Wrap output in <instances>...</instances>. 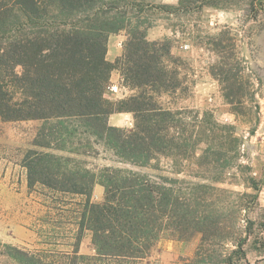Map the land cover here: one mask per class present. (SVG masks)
<instances>
[{"label": "trees", "instance_id": "trees-1", "mask_svg": "<svg viewBox=\"0 0 264 264\" xmlns=\"http://www.w3.org/2000/svg\"><path fill=\"white\" fill-rule=\"evenodd\" d=\"M201 4L210 6L207 0ZM176 10L158 0H0V119L43 123L34 146L46 151L30 150L24 160L30 190L40 186L53 201L62 195L66 205L80 198L70 212L78 243L64 255L67 261L1 242L0 260L139 264L163 239L187 241L201 234L200 251L209 238L222 234L226 221L236 225L235 203L226 209L218 198L238 193L208 183H225L227 174L242 167L248 175L245 186L259 190L251 168L238 165L240 141L234 128L159 102L180 86L178 71L170 69L178 59L168 41L148 39L152 23L147 18ZM121 32L127 37L123 55L109 62V38ZM114 71L124 87L135 91L132 96L106 97ZM116 113L132 114L134 127L111 126ZM97 146L111 151L123 167L106 166L98 174L86 167L78 157L98 155ZM163 159L171 164L173 177L162 174ZM192 166L197 170L190 176L199 181L176 177ZM97 184L104 188L101 203L92 201ZM86 233L91 234L92 256L79 252ZM226 264L236 263L230 257Z\"/></svg>", "mask_w": 264, "mask_h": 264}, {"label": "rangeland", "instance_id": "rangeland-1", "mask_svg": "<svg viewBox=\"0 0 264 264\" xmlns=\"http://www.w3.org/2000/svg\"><path fill=\"white\" fill-rule=\"evenodd\" d=\"M201 1L170 4L158 0L178 10L172 14L152 12L147 18L152 23L148 39L168 41L178 59L170 69L178 71L180 86L160 97L159 102L171 110H193L201 118L232 126L240 141L238 165L251 168L259 190L245 186L248 175L242 167L230 170L233 174H227L225 183L208 182L228 193H238L235 197L223 193L218 198L226 209L235 203L239 210L236 225L231 219L226 221L222 234L209 238L200 251L201 234L187 241L163 239L151 257L139 264H226L230 257L236 264H264V0H207L210 6H202ZM119 34L126 42V33ZM122 84L120 73L114 71L106 97L117 101L135 93ZM42 124L0 119V242L30 253H50L51 260L67 261L64 255L72 254L78 243L75 216L70 212L76 210L80 198L73 197L74 203L66 205L62 195L57 194L53 201L40 186L30 190L24 167L30 150L46 151L34 146ZM133 127L132 118L121 128ZM97 147L98 155L91 152L78 157L86 167L97 174L106 166L123 167L111 151ZM161 165L162 174L173 177L171 164L163 159ZM193 168L176 177L199 181L191 177L197 170ZM134 170L158 174L153 169ZM103 199L104 188L97 184L92 201L101 203ZM63 209L69 211L62 213ZM79 252L95 254L90 233L84 235ZM0 264L16 263L2 258Z\"/></svg>", "mask_w": 264, "mask_h": 264}, {"label": "crops", "instance_id": "crops-1", "mask_svg": "<svg viewBox=\"0 0 264 264\" xmlns=\"http://www.w3.org/2000/svg\"><path fill=\"white\" fill-rule=\"evenodd\" d=\"M163 2L170 4H178L179 0H162ZM125 42V37L120 34H115L111 36L108 42V52L107 60L109 62H115L117 58L123 55V43ZM125 96V95H123ZM133 115L130 113H116L110 117V125L114 127H124L126 124H129L132 120Z\"/></svg>", "mask_w": 264, "mask_h": 264}]
</instances>
